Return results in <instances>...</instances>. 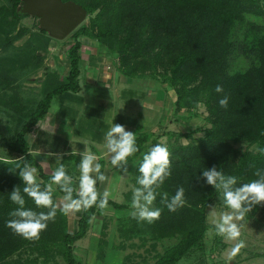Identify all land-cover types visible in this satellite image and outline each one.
<instances>
[{
  "label": "trees",
  "instance_id": "trees-1",
  "mask_svg": "<svg viewBox=\"0 0 264 264\" xmlns=\"http://www.w3.org/2000/svg\"><path fill=\"white\" fill-rule=\"evenodd\" d=\"M81 5L89 16L88 22L79 26L73 34L74 42L67 49L69 70L63 80L53 72L45 83L44 98L35 108L28 104L20 107L17 97L11 95L10 103L18 109L12 140L6 149L17 155L14 162L0 157V263L8 261L24 249H30L35 257L16 264H48L54 254H60L66 264H78L74 246L86 237L93 219L104 215L107 208L121 212L128 204L119 203L99 193L101 175L106 161H99L95 188L96 201L85 208L77 222V229L69 230L68 212L57 206V199L66 196L64 189H72L71 198L79 199V191L72 186L52 181L53 174L43 167L31 153L26 136L49 113L55 98L80 91L82 38L97 40L110 54L117 55L120 72L129 79L151 76L164 92L175 91L176 115L181 111L197 110L204 106L207 126H199L189 133L169 134L178 137L168 150L167 175L156 192L154 206L162 209L161 215L151 223L138 217L119 218L118 231L124 240L138 237L140 240L177 239L153 264H177L194 251L205 248L210 223L208 208L221 201L225 209H234L251 220L264 215V201L251 197L241 203L239 209L225 203L224 187L229 177L234 182L228 190L235 192L252 182H264V4L262 0H62ZM25 0H0V50H7L28 32L21 27ZM51 37L39 29L20 53L0 61V87L7 89L10 74L21 69H39L44 62L41 51H47ZM160 84H159V83ZM223 88L216 91V86ZM0 89V90H1ZM164 94V93H162ZM228 96L223 107L219 99ZM1 100V98H0ZM3 102L6 105L5 101ZM197 133L203 137L187 144L180 139ZM162 134L140 132L136 136L137 151L120 163H133L132 182L136 187L139 167L144 156L153 148L150 142L158 141ZM154 139V140H153ZM153 140V141H152ZM246 143L249 147L240 151L235 146ZM25 159L24 161L22 159ZM38 171L35 183L40 191L52 193L53 205L37 206L24 191L29 187L20 173L25 168ZM215 169L224 176L216 185L208 183L206 170ZM55 185L54 189L51 186ZM23 204L11 199L15 190ZM181 193L179 201L173 197ZM129 192L127 194H131ZM172 205L170 209L168 205ZM55 207L56 216L46 221L47 228L39 238H25L15 233L6 221L18 218L19 211H31L34 217L48 215ZM42 258V260H41Z\"/></svg>",
  "mask_w": 264,
  "mask_h": 264
},
{
  "label": "rangeland",
  "instance_id": "rangeland-1",
  "mask_svg": "<svg viewBox=\"0 0 264 264\" xmlns=\"http://www.w3.org/2000/svg\"><path fill=\"white\" fill-rule=\"evenodd\" d=\"M262 1L264 4V0ZM88 19L89 16L84 23H87ZM20 25L21 27H26L28 32L23 38L14 42V44L7 50H0V61L6 57H13L16 53H20L22 49L28 45L31 35L33 33H39V29H42L39 18L31 15L23 17ZM75 31L63 40L55 39L47 33L51 37V45L47 51L40 52L44 57L43 65L39 69L29 67L27 69L13 72L10 74L12 80L11 85L7 89H1L0 87V101L6 102V105H4L3 102H0V157L11 162L18 159L17 155L11 154L6 149L7 141L12 140L13 137V132L10 129H15L17 124L16 117H18L19 114L18 109L10 103L11 95L17 97L20 107L28 104L32 109L35 108L45 96L44 87L46 81L49 79V75L53 72H58L59 80H63L66 76L69 70L66 61L67 49L69 48V45L74 42L73 34ZM83 41H86V39ZM85 81L86 79L84 80V78H82V85H85ZM133 81L134 86L133 88H130L135 89L134 92L132 94H127V96L122 99L118 98L113 104L111 103L112 106L116 104V108L115 106L111 108H115V111L117 110L115 114L122 111V109H126L128 113L133 112L137 116H145V105L143 104L146 96L149 95V87L147 83L149 81V83L153 85V81L155 80L151 76H144L136 78ZM155 82L157 83V81ZM142 96H144V98H142ZM175 97V91L171 90L164 103V107L166 106L167 110L164 111V115L169 122L165 123L163 120V123H161L163 129H160L158 126L155 130V132L162 134V136H156L159 138L158 141H155V144L154 142H150L152 147L162 145L169 149L170 145L178 139L176 136L170 138L169 134L189 133V131L196 129L199 126H207L205 120L207 117V111L204 106H200L199 109L193 111L183 110L176 115L174 110ZM57 100L58 97L54 99L52 109L53 113H56V115L60 117V114H57L59 113ZM127 101L131 102V112L130 107H127L124 104V102ZM171 103L173 105L172 108H170ZM120 105H123L122 109ZM111 115H114V113L111 114L110 112V114L106 115L107 123H110L109 119L111 118ZM161 119L162 114H156L155 117L153 116L151 118L150 122H147V124H150L149 126H145L147 130L141 129V132H151L152 128L158 125ZM201 137H203V133H197L192 139L182 138L180 139V142L187 144L192 140L197 141ZM81 142H86L88 148L92 147V143L96 145V141L93 142L92 139ZM235 147L240 151H244L247 148L252 150L257 149L256 146L249 147L246 143L237 144ZM39 157L40 156H38V158ZM95 165L96 164L93 162V168H95ZM127 167L128 169L126 171H128V173L125 171V177L124 175L119 177L117 181L114 182V185L109 186L110 188L106 187L104 190L106 189L105 192L108 193L107 197L119 203L128 204L129 209L118 212L109 207L106 209L104 215L95 216L86 237L77 242L74 246V254L78 260V264H153L169 247L177 243V239L163 240L160 242L146 240V242H144L138 237L131 240H124L123 237H121V234L118 231L119 218L124 217V219H127L128 217H135L131 215V212L136 211V209L131 206L133 189L135 188L132 182L133 172H131L134 168V164L129 163L126 168ZM32 169L33 168L30 170ZM93 171L94 170H92V174L96 172ZM69 182V185L77 187L76 182H74L72 178ZM54 188L55 185H52L51 189ZM129 192L132 193L127 194ZM99 193L104 195V191L101 188L99 189ZM64 197L65 196H60L57 199V206L60 208H64V204L69 202L66 201ZM67 212L69 230L73 232L77 229V222L82 212V205L79 209H69ZM207 214L210 229L206 235L204 250L192 252L177 264H264L263 214L260 213L254 219L248 220L234 209H225L222 206L221 201H215L208 208ZM224 215H230L232 217L231 223L236 225L239 230V235L237 237L229 238L227 233L219 231V226L224 223ZM241 240L244 242V246L240 248L238 252L233 253L232 249ZM35 256L36 254H32L30 249H24L22 252L17 253L8 259V261L0 264H16L17 261H25L27 258ZM48 264H66V262L60 254L56 253Z\"/></svg>",
  "mask_w": 264,
  "mask_h": 264
},
{
  "label": "crops",
  "instance_id": "crops-1",
  "mask_svg": "<svg viewBox=\"0 0 264 264\" xmlns=\"http://www.w3.org/2000/svg\"><path fill=\"white\" fill-rule=\"evenodd\" d=\"M85 39L86 41H83ZM82 44L80 91L59 97L57 100L59 113L57 114H60V117L53 113L51 105L48 115L35 126L26 139L30 145L31 153L43 167L44 172L53 174L63 165L66 175L76 182L77 187L69 185V181L65 184L78 191L81 175L79 166L84 156L93 155L95 164H99L101 159L105 160L104 179L100 183V188L105 193L106 189L104 190V188L114 185L119 177L123 175L125 177L126 172L128 173L126 171L128 163L116 165L111 163L114 153L108 150L104 137L106 131L112 126V123H115L122 125L126 131L137 136L141 129L147 130L145 126L150 125L147 122H150L153 116L161 113L162 119L159 124L154 126L151 132H148L157 134L158 132L155 130L158 126L163 129L162 121L169 122L164 115V111H167L164 103L172 89L162 92L159 89L166 88V86H159L155 81L152 85L148 81L149 95L147 94L143 104L145 105V116H137L133 112L128 113L126 109H122L123 105H120L122 111L115 114L116 104H114L115 108L111 109L114 107L111 103H115V100L122 99L127 94H132L135 90L131 89L135 79H129L120 72L117 55L110 54L97 40L82 38ZM82 78L86 79L85 85H82ZM176 99L177 96L175 101ZM124 104L130 107L131 112V102L127 101ZM172 106L171 103L170 108ZM110 112L114 115H111L110 123H107L106 115ZM90 138L93 142L96 141V145L92 143V147L88 148L86 142L81 141H89ZM38 156L40 157L38 158ZM31 168L35 169L34 167L28 169ZM93 170L96 172L92 174L90 171L89 175L94 178L96 183L99 169L93 168ZM34 172L33 175L38 178L37 169Z\"/></svg>",
  "mask_w": 264,
  "mask_h": 264
},
{
  "label": "clouds",
  "instance_id": "clouds-1",
  "mask_svg": "<svg viewBox=\"0 0 264 264\" xmlns=\"http://www.w3.org/2000/svg\"><path fill=\"white\" fill-rule=\"evenodd\" d=\"M216 91L222 92L223 88L218 84ZM228 96L225 95L219 99V104L223 107L228 105ZM107 141L108 150L114 153L111 163L116 165L133 155L137 151L136 146V135L128 132L122 125L113 124L104 135ZM169 153L166 146L157 145L153 147L150 153L146 154L143 159V163L140 164L139 172L140 175L137 177V184L143 187H136L133 189V196L131 201L132 208L136 211L131 212L132 216L138 217L139 220H146L149 223L158 219L161 215L162 209L154 206L153 202L156 200V192L153 186H159L163 181L164 176L167 173ZM93 155H85L80 164L81 175L79 178V199L73 200L71 198L72 189H64L68 194L64 197L68 203L64 204V210L79 209L81 205L85 208L91 206L96 201L97 190L95 188V180L89 175L90 171L93 170ZM100 168L99 164L95 165V169ZM35 169L29 170L25 168L21 171L20 175L24 181L27 182L29 187H26L24 191L28 193L34 199L37 206H50L53 205L52 193L49 191H40L39 185L35 183L36 177L33 175ZM204 175L207 177L208 183L217 185V179L224 180V176L218 173L215 169L206 170ZM101 180L104 179L103 175L99 177ZM52 181L59 183L63 188L64 184L71 178L66 175L64 166L61 165L51 177ZM234 177H229L226 183L223 184L225 189L224 197L225 203L232 208L239 209L241 203L249 197L256 202L264 201V182L252 181L235 192L228 190V185L234 182ZM181 193H177L173 197V202L179 201ZM105 199L100 202V206H104L107 203L108 193H104ZM11 199L17 201L20 204L24 203V200L19 194V190H15L11 194ZM171 209L172 205H168ZM18 218L6 221V224L15 233L22 235L25 238H39V234L42 230L47 228L46 221L56 216L55 207L53 211L48 215L41 214L39 218L34 217L31 211H19L16 213ZM232 217L230 215H224V223L219 226V231L227 233L229 238H235L239 235V230L236 225L231 223ZM244 246V242L239 241L232 249L233 253L238 252L240 248Z\"/></svg>",
  "mask_w": 264,
  "mask_h": 264
},
{
  "label": "water",
  "instance_id": "water-1",
  "mask_svg": "<svg viewBox=\"0 0 264 264\" xmlns=\"http://www.w3.org/2000/svg\"><path fill=\"white\" fill-rule=\"evenodd\" d=\"M22 12L39 18L42 30L58 40L68 37L88 17L81 5L62 0H25Z\"/></svg>",
  "mask_w": 264,
  "mask_h": 264
}]
</instances>
